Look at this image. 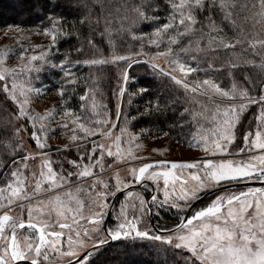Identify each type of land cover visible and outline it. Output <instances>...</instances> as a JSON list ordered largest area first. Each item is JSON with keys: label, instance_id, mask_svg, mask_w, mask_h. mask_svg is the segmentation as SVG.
Listing matches in <instances>:
<instances>
[{"label": "snow or ice", "instance_id": "snow-or-ice-1", "mask_svg": "<svg viewBox=\"0 0 264 264\" xmlns=\"http://www.w3.org/2000/svg\"><path fill=\"white\" fill-rule=\"evenodd\" d=\"M42 7L47 15L28 29L5 24L13 43L0 46V264H97L93 257L110 241L129 239L156 243L172 264H264V0H51ZM72 37L78 46L61 52ZM209 55L205 69L201 57ZM133 65H147L173 93L163 105L160 95L148 100L138 115L191 105L181 119L191 113L195 131L176 140L201 156L172 160L168 146L145 143L154 129L136 130L138 117L124 109L126 95L131 105L150 91L129 92ZM110 66L114 110L97 74ZM45 69L60 74L47 106L38 103L49 92ZM210 71L227 72L230 85ZM74 98L78 107L70 106ZM155 131L161 135L152 140L164 139L171 128ZM57 133L62 142L51 143ZM205 196L207 203L182 214ZM162 208L175 210L179 222L153 225Z\"/></svg>", "mask_w": 264, "mask_h": 264}, {"label": "trees", "instance_id": "trees-1", "mask_svg": "<svg viewBox=\"0 0 264 264\" xmlns=\"http://www.w3.org/2000/svg\"><path fill=\"white\" fill-rule=\"evenodd\" d=\"M162 3L163 0H160ZM48 4L50 7L51 0H0V30L4 28L5 24L21 23L22 27H31L35 23H39V18L46 16L47 12L42 7ZM59 11V9L57 10ZM163 15V13H161ZM70 19V18H69ZM144 31H150V26H144ZM99 39V37H97ZM72 46H78V42L75 37L68 39L66 42H62L60 46L61 52L70 49ZM126 46V45H125ZM155 50V49H151ZM75 55V54H73ZM225 54L221 53L220 57L216 59L217 67L223 63ZM213 56L209 55L207 59L201 57L203 61L201 67L207 69L209 60H212ZM85 76L88 74V69L83 68L78 70ZM117 69L115 66H110L106 69H101L97 73L100 76L99 89L103 94V98L106 102H109V108L114 110L115 99L112 96L111 90L115 86L114 74ZM211 74L216 75L221 79L225 85L231 83V79L228 77L227 72H215L210 71ZM131 76L135 77L134 80L129 81V92H136L140 87H147L150 89L148 94L143 96L132 97L131 105L128 104V96L124 98L125 112L132 116H137V121H133L136 125V130L141 127H151L154 129L152 133H160L155 129H162L169 131V135L176 140L177 136L184 134H191L195 131V123L191 119V113L185 114L181 119V113L184 107H189L183 101H179L175 104L169 105L166 109L160 113H153L151 115H138L144 113L146 102L154 99L156 95H160L161 104L163 105L166 100L173 95L171 90L166 86V82L152 75V70L147 65H133L130 69ZM56 75H59L57 71ZM56 83H52L54 85ZM79 101L74 98L70 102V106L78 107ZM251 112L247 113V116H251ZM194 125H193V123ZM248 121L246 120L245 123ZM184 127H179L180 124ZM173 125H176L173 127ZM177 141V140H176ZM205 201V200H204ZM93 259L97 264H172V256L170 253H165L162 247H158L156 243L150 240H127L123 242H111L104 246L102 255Z\"/></svg>", "mask_w": 264, "mask_h": 264}, {"label": "rangeland", "instance_id": "rangeland-1", "mask_svg": "<svg viewBox=\"0 0 264 264\" xmlns=\"http://www.w3.org/2000/svg\"><path fill=\"white\" fill-rule=\"evenodd\" d=\"M25 29H28L30 27H24ZM4 29V28H3ZM3 29L0 30V46L4 45V44H11L13 43V39L12 36L9 35L7 37H5L3 35ZM28 41H25V43H27ZM31 42L33 43H41V42H46L45 39L41 36H33ZM9 63H15V57H13L11 60H9ZM58 70H49V69H45L44 72L41 73V79L43 81V83L47 86H49V92L47 93V95L44 97V99L42 101H39L38 103L43 105V106H47L49 105L53 100L57 99L56 94L54 89L52 88V83H56L58 76L60 75H56ZM210 75H212L214 78L218 79L219 81H221V79L219 77H217L216 75H213L209 72ZM84 75V74H83ZM200 77H203L204 73H199L198 74ZM230 85V84H229ZM227 86V85H226ZM74 107V106H72ZM189 107H191V105H189ZM192 119V117H191ZM194 122V121H193ZM192 122V123H193ZM194 125V123H193ZM151 135H155V136H160L161 133H151ZM151 135L150 136H146L145 139V143L148 145L149 148L151 147H163V146H168L171 150L170 152L166 153L165 156L168 159H172V160H180V159H187V158H192V157H199L202 155V153L190 149L186 146V144H180L178 143L176 140H174L172 138L171 135H169V137L164 138V139H158V140H152L151 139ZM51 143H56V142H62L61 138L59 137V134L57 133L56 137L54 140L50 141ZM156 158H160V157H156ZM242 188H236L234 190H241ZM120 199H122V196L120 197ZM205 200V201H204ZM203 202H200L197 206H195L194 211L203 206L205 203H207L208 197L206 199H204ZM116 203H119V199H117ZM193 212V211H192ZM185 213V212H184ZM184 213H182L184 215ZM154 217L158 220L159 226H167V227H171L173 226V224L178 223L179 221V217L178 214L176 213L175 210H169V209H159V215L155 214V210L153 211ZM148 221L147 219L145 220V224H147Z\"/></svg>", "mask_w": 264, "mask_h": 264}, {"label": "water", "instance_id": "water-1", "mask_svg": "<svg viewBox=\"0 0 264 264\" xmlns=\"http://www.w3.org/2000/svg\"><path fill=\"white\" fill-rule=\"evenodd\" d=\"M249 186L258 187V186H260V185H259V182H252V183H250ZM243 187H244L243 184H239V185L236 186V188H243ZM206 198H207V196L203 197V198H202L201 200H199V201L194 202V203H193V206H192V208H191V210H192L195 206H197L200 202H202L204 199H206ZM191 210L186 211L184 215H190ZM178 222H179V221H178ZM151 223H152L153 225H156L153 215H152ZM169 228H171V227H169ZM157 230H158V229H157ZM111 242H114V241H110L109 243H111Z\"/></svg>", "mask_w": 264, "mask_h": 264}, {"label": "flooded vegetation", "instance_id": "flooded-vegetation-1", "mask_svg": "<svg viewBox=\"0 0 264 264\" xmlns=\"http://www.w3.org/2000/svg\"><path fill=\"white\" fill-rule=\"evenodd\" d=\"M203 202V201H202ZM195 208V207H194ZM194 208L191 210L190 215L192 214V211H194ZM185 214V213H184ZM154 217V214H153ZM155 223L156 225H159L160 222H158V220L154 217ZM172 227V226H171ZM169 228V227H168Z\"/></svg>", "mask_w": 264, "mask_h": 264}]
</instances>
